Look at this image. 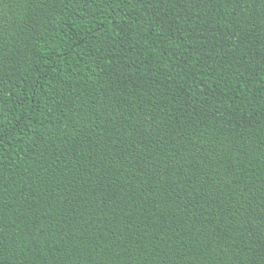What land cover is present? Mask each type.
Wrapping results in <instances>:
<instances>
[{
	"label": "trees",
	"instance_id": "trees-1",
	"mask_svg": "<svg viewBox=\"0 0 264 264\" xmlns=\"http://www.w3.org/2000/svg\"><path fill=\"white\" fill-rule=\"evenodd\" d=\"M0 264H264V0H0Z\"/></svg>",
	"mask_w": 264,
	"mask_h": 264
}]
</instances>
